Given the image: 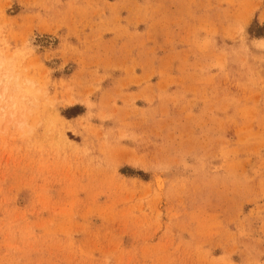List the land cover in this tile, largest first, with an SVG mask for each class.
Returning <instances> with one entry per match:
<instances>
[{
	"label": "rangeland",
	"instance_id": "374dc122",
	"mask_svg": "<svg viewBox=\"0 0 264 264\" xmlns=\"http://www.w3.org/2000/svg\"><path fill=\"white\" fill-rule=\"evenodd\" d=\"M0 264H264V0H0Z\"/></svg>",
	"mask_w": 264,
	"mask_h": 264
}]
</instances>
